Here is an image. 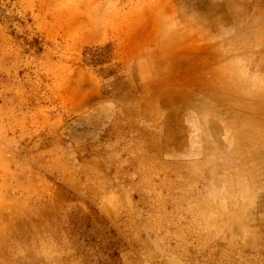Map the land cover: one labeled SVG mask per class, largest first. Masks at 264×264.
I'll return each mask as SVG.
<instances>
[{
    "label": "rangeland",
    "instance_id": "374dc122",
    "mask_svg": "<svg viewBox=\"0 0 264 264\" xmlns=\"http://www.w3.org/2000/svg\"><path fill=\"white\" fill-rule=\"evenodd\" d=\"M0 8V264H264V0Z\"/></svg>",
    "mask_w": 264,
    "mask_h": 264
},
{
    "label": "trees",
    "instance_id": "16d2710c",
    "mask_svg": "<svg viewBox=\"0 0 264 264\" xmlns=\"http://www.w3.org/2000/svg\"><path fill=\"white\" fill-rule=\"evenodd\" d=\"M0 13H1V19L2 20H7L13 22L14 19H17V21L20 22V24H24V21L17 15H9L5 13L1 8H0ZM10 27L13 28V33H15V28L10 24ZM25 43L28 45V49H34L36 52H42L44 43L42 38L39 36H34L31 40L29 38H25ZM110 45H99L96 47H91L87 48L85 51V59H87L86 62L88 64H91L94 67L102 66L105 63L108 62V58H110Z\"/></svg>",
    "mask_w": 264,
    "mask_h": 264
}]
</instances>
